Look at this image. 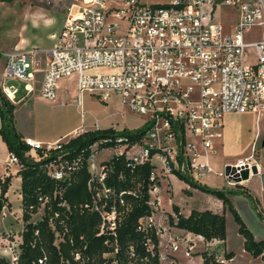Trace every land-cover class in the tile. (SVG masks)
I'll use <instances>...</instances> for the list:
<instances>
[{
    "label": "built area",
    "instance_id": "1",
    "mask_svg": "<svg viewBox=\"0 0 264 264\" xmlns=\"http://www.w3.org/2000/svg\"><path fill=\"white\" fill-rule=\"evenodd\" d=\"M75 1L56 45L45 53L41 94L55 101L59 82L76 78L78 105L84 96L104 104L118 100L133 113L145 117L139 128L146 130L142 142L117 145L112 148L115 150L111 159L125 153L131 168L145 163L152 166L149 205L153 213L140 223V229H156L158 251L154 252V245L148 240L149 251L157 255L160 264H179L174 254L183 251L187 264H193L196 239H204L195 234L173 236L155 223L154 215L163 202L162 187L155 181L163 174L181 175L207 186L214 176L228 188H237L247 181L242 178L244 171H249L251 177L257 167L261 173L256 143L249 156L225 164L220 172L213 169L209 155L214 151L215 140L221 138L226 114L253 113L258 121L264 114V0H167L153 4L142 0ZM224 6L237 11L233 30L226 36L223 25L216 19ZM254 29L262 32L254 41H246ZM38 53L32 49L5 55L0 89L11 103H17L18 89L7 82L21 80L31 92L38 71ZM100 68L116 72L89 74ZM93 128L104 130L98 120ZM116 140L119 144L127 141ZM23 141L30 148L27 154L35 161L48 160L45 172L56 181H67L79 164V160L70 162L66 158L69 153L62 149L65 142L44 144L32 138ZM112 141L106 138L92 145L88 160L93 180L103 186L99 198L114 197L104 183L112 169L106 166L107 161L97 166L92 160L102 152L98 150L100 145ZM54 151L57 153L52 155ZM5 165L7 170L13 166L22 168L15 154L8 156ZM227 166L232 169L229 175ZM97 170L99 175L94 173ZM93 210L99 211L104 221L109 220L102 228L108 225L109 229H116L114 206L110 212L97 206Z\"/></svg>",
    "mask_w": 264,
    "mask_h": 264
},
{
    "label": "trees",
    "instance_id": "2",
    "mask_svg": "<svg viewBox=\"0 0 264 264\" xmlns=\"http://www.w3.org/2000/svg\"><path fill=\"white\" fill-rule=\"evenodd\" d=\"M10 0H0V3ZM2 54L0 53V59ZM16 105L8 101L0 89V118L2 126L0 136L7 145L10 154H15L22 166L19 175L22 179L21 195L23 206L24 230L21 234L18 264H160L157 255L149 251L148 240L158 251L159 239L154 227L141 228V220L152 216L149 205V191L153 185L150 181L152 166L149 163L129 167L130 160L126 154L117 155L105 164L112 169L104 183L114 192V197H98L103 186L93 177L88 169V160L92 155V145L106 138L113 141L99 146V151L116 148L117 145L129 146L142 142L146 130L115 131L113 128L86 131L72 138L62 149L69 153L66 158L73 162L79 160L76 170L71 172L67 181L50 178L43 159L35 161L27 153L30 151L15 127ZM118 138L127 141L119 144ZM54 151L52 155L56 154ZM194 189L212 195L223 202L238 225V232L244 238L246 252L254 258L264 259V240L257 241L234 208L231 191L212 189L194 183L189 178L176 175ZM11 186V178H0V220L6 195ZM91 186V188H90ZM60 192H63L60 197ZM123 202V203H122ZM44 207L45 215L38 223L31 222L32 216ZM110 212L116 208V229L108 225L102 228L104 221L94 207ZM176 217L169 216L171 227L186 230L203 237L205 242L227 240V220L225 214L212 211L193 210L185 217L177 206H173ZM1 237V233H0ZM106 258V255H112ZM203 264H225L218 261L212 253H201ZM234 253L225 255V261L231 260ZM42 261V262H41ZM0 264H10L0 257Z\"/></svg>",
    "mask_w": 264,
    "mask_h": 264
},
{
    "label": "crops",
    "instance_id": "3",
    "mask_svg": "<svg viewBox=\"0 0 264 264\" xmlns=\"http://www.w3.org/2000/svg\"><path fill=\"white\" fill-rule=\"evenodd\" d=\"M14 1L16 0L0 3V28L3 37L7 40L5 42V47L0 46V53L2 54L0 59V86L4 79V67L6 63L5 55L11 52H24L32 49L39 51L36 57V69L38 71L36 74V80L31 85V92L26 89V83L21 80L11 79L7 82L9 86H14L18 89L16 96L17 103L15 104L16 130L22 138H32L44 144H53L58 141L67 143L69 140L77 136L75 133L82 127H76L72 130L65 129L62 131H56L53 128L52 131L48 133L42 132L39 127L41 123L36 121L32 106V101L34 102V99L40 100L43 103L52 106L59 105L57 103L60 88L68 87V85L73 82L74 78L62 79L59 82L58 97L55 101L45 99L40 91L47 63L45 53L56 45L57 37L66 22L67 14L46 12L43 8L38 6L32 7L24 5L22 0L15 3ZM11 19L14 21V26L11 25ZM76 99H78L77 84ZM86 99L91 100L93 98L84 96L82 103ZM64 103L65 102H62L61 105ZM75 104L78 105L76 102ZM235 116L241 115L236 113H229L225 115L221 130V138L226 134V123L230 122ZM242 117L243 119L239 122V125L242 128L247 126L251 128L247 132L244 148L245 151L243 152V155L246 156L249 151H252V147L255 143L258 147L259 145L262 147L261 151L264 153V126L261 123L262 118L258 121L257 116L253 113L242 114ZM1 126L2 121L0 118V128ZM100 127L102 129L110 127H115L117 129V126L114 125L102 127V124H100ZM140 127L141 126H136L134 127V130L139 129ZM102 152H106V150H103ZM9 155L10 153L7 145L3 142L0 136V177L4 178L9 176L11 178V186L6 195L7 202L1 212L0 257L6 259L10 264H18L17 260L20 255L19 246L22 243L21 234L24 230L21 195L22 179L19 175L20 169L17 166H13L11 169L7 170L5 161ZM227 163L230 162L223 160L220 164L213 162L211 165L216 172H220ZM259 163L261 167V174H264V160ZM211 178L213 179L211 180ZM211 178L209 179L207 186L212 189L231 191L232 195L230 196V200L242 220L251 230L257 241L264 240V187L260 175L251 176L244 183L243 187L237 188H228L226 183L217 182L220 179L213 176ZM17 182L19 183L16 184ZM168 182L172 186V192L171 194H168L163 192L164 188L162 189L163 202L161 203L160 210L154 215V221L162 229H166L167 232H170L173 236H188L192 234L186 230L177 229L175 227H171L170 224H167L166 221L170 215L174 218L176 217V213L173 210L174 205L179 208L180 213L185 217L190 216L193 210L200 212L209 210L215 214H225L227 220V240L225 242L219 240L205 242L203 240L196 239L197 248L195 249L194 257L197 264H203V258L201 256V253L203 252H208L210 254L214 253L221 260H225L226 254L234 253L235 256L231 260H226L225 264H234L238 254L245 256L246 259L251 260L252 262L254 261L250 264H257V261L261 262V258H254L251 254L246 252L244 248V238L238 232V225L235 223L232 214L223 205L222 201L212 195L192 188L176 176L170 175ZM13 192H17L19 196V202L17 203L16 209L12 207L10 200V196ZM18 224H22L23 229H15L19 226ZM231 229H234V235L240 243L239 250H235L230 243ZM174 256L177 258L179 264H184L185 256L179 253L174 254Z\"/></svg>",
    "mask_w": 264,
    "mask_h": 264
},
{
    "label": "rangeland",
    "instance_id": "4",
    "mask_svg": "<svg viewBox=\"0 0 264 264\" xmlns=\"http://www.w3.org/2000/svg\"><path fill=\"white\" fill-rule=\"evenodd\" d=\"M19 0L14 1L18 2ZM167 0H142V2L146 4L153 3H165ZM22 3L27 6H38L43 8L46 12L52 13H60L67 14L74 3L75 0H22ZM217 21L220 22L224 27V35H228L233 29V26L237 20V11L234 8H228L226 6L222 7L217 14ZM11 25L14 26V21L11 19ZM262 32L261 29H254L247 37L246 41H254L258 34ZM7 40L3 37L0 28V46L5 47V42ZM252 52V51H250ZM116 71L109 68H100L97 70L89 71V74L94 75H104L115 73ZM76 78L73 79V82L68 85V87L60 88L59 90V105L52 106L43 103L40 100L32 101L33 110L35 113L36 121L40 124V129L42 132H50L54 128L56 131L62 130H72L76 127H82L75 134L80 135L86 131H93L94 128L92 125L98 120L100 124L103 126H117L119 131L123 129L134 130L136 126H142L145 117L139 116L132 111H130L127 107L122 106L118 100H114L110 104H104L96 98L91 100L86 99L83 101L81 105H76ZM62 102H65L61 105ZM255 115V114H254ZM24 118V117H23ZM261 123L264 126V114L261 117ZM243 119L241 116H235L230 122L226 123L225 135L217 139L215 141V150L212 154L209 155V160L211 163H221L223 160L228 161L230 163L236 161L240 157L249 156L252 151H249L245 156L243 152L245 151V141L247 132L251 129L250 127L242 128L239 125ZM113 124V125H111ZM228 133V135H227ZM76 136V137H77ZM262 147L259 145L258 147V160L261 162L264 160V153L261 151ZM115 149H106V152H101L95 155L92 162L98 166V164L103 163L104 161H108L111 159ZM154 163L160 165L157 161ZM90 166V165H89ZM223 170V169H222ZM221 170V171H222ZM95 175H99L100 171L97 170L94 172ZM214 177V176H213ZM213 178H211L212 180ZM220 179V178H217ZM169 176L167 174H163L161 178H158L155 183L160 185L163 192L171 194V184L168 182ZM217 182H224L221 179ZM17 182L16 184H18ZM14 187V186H13ZM218 190V189H217ZM103 194V191L101 192ZM10 200L12 203V207L16 209L17 203L19 202V196L17 192H13L10 196ZM14 202H13V201ZM44 207L42 206L38 213L32 216L31 222L38 223L42 220L45 215ZM5 218V217H4ZM23 220V218H22ZM17 222V221H16ZM107 223L109 220L106 221ZM169 223V218L166 221ZM15 229H23L22 224H18ZM4 226V223H3ZM24 226V222H23ZM231 245L235 250H239L240 243L236 239L234 235V229H231ZM223 248V247H222ZM220 252V251H218ZM239 252V251H237ZM179 254H183V251L178 252ZM112 255H106L105 257L108 259L112 257ZM252 261L245 258V256L238 254L237 259L234 264H250ZM254 262V261H253ZM252 262V263H253ZM256 262V261H255ZM188 263V259L184 258V264ZM257 264H261V262H256ZM193 264H197L196 261Z\"/></svg>",
    "mask_w": 264,
    "mask_h": 264
},
{
    "label": "water",
    "instance_id": "5",
    "mask_svg": "<svg viewBox=\"0 0 264 264\" xmlns=\"http://www.w3.org/2000/svg\"><path fill=\"white\" fill-rule=\"evenodd\" d=\"M231 170H232L231 167L230 166H227V168H226V174L229 175V173H230ZM253 175H260L261 180H262V183H263V187H264V174L259 173L257 167H254L253 168ZM242 178L244 180H248L250 178L249 171H244L242 173Z\"/></svg>",
    "mask_w": 264,
    "mask_h": 264
},
{
    "label": "bare ground",
    "instance_id": "6",
    "mask_svg": "<svg viewBox=\"0 0 264 264\" xmlns=\"http://www.w3.org/2000/svg\"><path fill=\"white\" fill-rule=\"evenodd\" d=\"M81 131V130H80Z\"/></svg>",
    "mask_w": 264,
    "mask_h": 264
}]
</instances>
